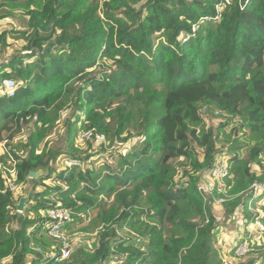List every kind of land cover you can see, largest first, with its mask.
Here are the masks:
<instances>
[{"label":"trees","instance_id":"16d2710c","mask_svg":"<svg viewBox=\"0 0 264 264\" xmlns=\"http://www.w3.org/2000/svg\"><path fill=\"white\" fill-rule=\"evenodd\" d=\"M5 8L23 9L27 30L26 52L0 62V264H224L213 247L214 197L174 180L179 159L203 170L219 154L230 163L227 186L243 192L229 215L248 210L264 237L250 208L253 182L264 183L253 168L264 169V0H0ZM10 32L0 29L5 53ZM8 78L12 94L2 90ZM72 105L68 145L92 130L81 138L88 147L42 150ZM201 105L226 120L207 127ZM26 131L25 155L11 143ZM97 134L109 144L93 150ZM106 153L112 163L98 164ZM62 156L80 165L62 167ZM32 170L45 174L31 179ZM5 173L33 188L24 213ZM58 206L74 211L68 229L96 211L87 230L99 231L93 250L79 244L55 263L33 245L46 239L34 235L41 211Z\"/></svg>","mask_w":264,"mask_h":264},{"label":"rangeland","instance_id":"374dc122","mask_svg":"<svg viewBox=\"0 0 264 264\" xmlns=\"http://www.w3.org/2000/svg\"><path fill=\"white\" fill-rule=\"evenodd\" d=\"M25 19H26V16H24L23 9H15V8L0 9V29L11 31L9 40H8L10 46H8L6 53L2 51V46L0 44V62L5 59L12 58V55H14L15 53H18V52L25 53L26 52V50L23 49V47L26 45V41L24 38L21 37V34L27 30ZM19 32H21V34ZM74 108L75 107L72 105V107L69 108V110H65L62 113V116L56 121L54 128L50 132L51 134L48 135L46 139L44 140V142L40 145V148L42 150L45 151V146H46L44 145L45 142L48 143V146L51 149H54V150L62 149L63 151H68V152H71V150L76 152L77 146L79 147L80 150H84L88 147V143L86 142L87 140H81V138H83L82 135L85 131H82L78 139L74 141V148H70L68 145V142H67L68 125L64 119L71 118L70 123H73L74 118L76 117L74 115L76 113L74 111L75 110ZM212 111H213V108H211L210 106H205V105L200 106V113L203 117V124L206 125L207 127H212L216 130L218 126H220V124L226 120V118L222 114L216 115L212 113ZM69 116H72V117H69ZM46 125L49 126V123H47ZM230 130H231V127H228V131ZM89 131L93 133L92 130H89ZM28 137H29V133L28 131H26L21 136L16 138L11 144L14 146L16 150L26 155V150L23 148L26 146L28 142ZM103 141H105V139ZM108 144H109L108 141L106 143H99V141L96 140L93 145V150L102 148L101 145L107 146ZM224 145H225L224 141H219L216 146L223 147ZM126 146H129V144H126ZM103 149L111 150V148H106V147H104ZM2 151H4V149L2 150V148H0V153H2ZM199 154L201 156L200 159L203 160L202 158V156L204 155L203 151L199 150ZM221 155L222 154H219L218 156L220 157ZM109 156H110V153H106L105 155L104 154L101 155V157L100 156L97 157L99 158V160H97L98 164H101L99 162H102L103 164L105 160L104 158H107L108 163H112V160L108 159L110 158ZM64 159H65V162H64ZM67 159H70V158L66 156L61 157L60 165L62 167H64L65 165L67 166L66 164ZM175 161L176 160H172V162H175ZM193 162L194 160L192 159L189 161L185 159H179V162L174 163L175 182L180 184V182H189V181L194 180L197 186L200 184V181L204 179L203 177H206L203 175L204 172L209 167L203 170L197 169L193 166ZM253 168L257 176H264V169L262 167L256 165ZM11 182H13L12 179H11ZM8 183L10 184L9 181ZM255 183H258L262 187L260 189L261 192H259L260 194H258L257 199L253 202L252 207L264 213V183L263 181H260V180L259 181L256 180ZM249 188L251 187H248L244 192L247 193L249 191ZM30 190H31L30 187H26V186L19 187L16 193L22 196H26L28 195ZM241 193H234L233 188L228 187L227 195H226L227 203L219 206L212 202V209H213L214 217L216 220V223L214 224V227H215L214 236L216 238V242L213 243V247L217 249L220 248L221 250L220 256L222 257L224 264H239L243 261L248 260L249 258H252L253 256L257 257L258 260H261L262 256L264 257V237L256 233V227L253 224V219L252 218L249 219V217H247V216H250L248 213V210H247V213L235 212L234 214L229 215V201L233 200L235 197H237ZM95 212L96 211H92L91 214H89L88 216L83 215V220L82 221L77 220V222L74 225H72L71 228L69 229V235L71 236V241H72V244L74 245L72 252H75V250L77 249L75 247L78 246L79 244L87 251L93 250L95 245L97 244V241H98L97 233L99 229L93 228L92 230H87V228L92 227L91 219L95 215ZM208 223L209 221L208 219H206L204 224H208ZM38 231L39 230H37L34 234L36 238L38 237L37 235ZM126 231H128V228L126 227L124 229H120V233L122 235H125ZM247 232H250L252 235V240H251L252 250L248 255H246L243 258L236 257L235 254L233 253L234 250L232 248L237 244L238 241H241L247 235ZM45 238L46 239H44V243L37 244V245L42 246L44 250H46L45 246L50 245L48 238L47 237Z\"/></svg>","mask_w":264,"mask_h":264},{"label":"built area","instance_id":"2783aa9c","mask_svg":"<svg viewBox=\"0 0 264 264\" xmlns=\"http://www.w3.org/2000/svg\"><path fill=\"white\" fill-rule=\"evenodd\" d=\"M4 92L6 94H12L15 88V80L12 78L5 79L3 81ZM1 91V89H0ZM218 113V112H217ZM93 133L91 131H86L83 133V139H88L92 137ZM105 139L104 135H96V140L99 142ZM65 162V159H64ZM67 166L80 165V162L74 158L67 159ZM10 171V170H9ZM11 172H14L11 170ZM230 174V163L228 157L221 155L209 168L204 172V179L200 181L198 185V190L200 194L204 197L205 201L209 197H214V203L216 205H223L227 199V189L226 179ZM7 182L11 190L16 192L19 188L17 184H14L13 177L8 173H5ZM14 182H11V179ZM261 185L258 183L252 184V189L254 190L255 197L251 200L250 208L253 211L254 222L260 233L264 234V213L258 211L252 207L253 202L257 199L259 192H261ZM40 217L43 219L40 229L38 231V236H46L50 238L53 242L51 250H44L40 245H33V249L38 252H42L47 255V257L53 258L55 263H60L65 259L69 258L71 251L74 247L71 241V236L69 235V226L74 221V211L68 207L58 206L42 210ZM251 234L247 236V240L237 244L235 248V254L237 257H242L246 255L251 248Z\"/></svg>","mask_w":264,"mask_h":264},{"label":"water","instance_id":"95a60500","mask_svg":"<svg viewBox=\"0 0 264 264\" xmlns=\"http://www.w3.org/2000/svg\"><path fill=\"white\" fill-rule=\"evenodd\" d=\"M51 48V46H47L45 48V51H48ZM43 174H45V171H30L29 173V178L33 179V178H39L40 176H42ZM33 192V189H31L28 193V195L26 196H22L19 201L17 203H15V207L17 212L19 213H24L25 210L28 208L29 206V201L31 199V193Z\"/></svg>","mask_w":264,"mask_h":264},{"label":"crops","instance_id":"0c3cea01","mask_svg":"<svg viewBox=\"0 0 264 264\" xmlns=\"http://www.w3.org/2000/svg\"><path fill=\"white\" fill-rule=\"evenodd\" d=\"M31 189H33V188H31Z\"/></svg>","mask_w":264,"mask_h":264}]
</instances>
